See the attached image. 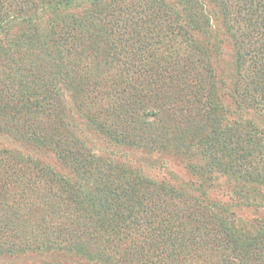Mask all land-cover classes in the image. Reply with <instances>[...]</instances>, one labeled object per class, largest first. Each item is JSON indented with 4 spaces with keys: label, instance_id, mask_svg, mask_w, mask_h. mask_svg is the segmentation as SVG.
Returning <instances> with one entry per match:
<instances>
[{
    "label": "trees",
    "instance_id": "trees-1",
    "mask_svg": "<svg viewBox=\"0 0 264 264\" xmlns=\"http://www.w3.org/2000/svg\"><path fill=\"white\" fill-rule=\"evenodd\" d=\"M0 136L55 162L0 147V260L264 264V0H0Z\"/></svg>",
    "mask_w": 264,
    "mask_h": 264
},
{
    "label": "rangeland",
    "instance_id": "rangeland-1",
    "mask_svg": "<svg viewBox=\"0 0 264 264\" xmlns=\"http://www.w3.org/2000/svg\"><path fill=\"white\" fill-rule=\"evenodd\" d=\"M223 62L225 63V69L228 70L231 66V49L229 50L227 48L225 50ZM91 137L92 136H90V138ZM91 139V146L94 152L102 158H107L108 156L114 157L115 151L118 152L117 147H111L107 143H104L103 141L94 137ZM0 147L14 148L17 149V151L34 155L38 159L42 161L45 160L52 165L55 164L51 156H43L37 154V152L25 149L20 144L14 143L10 139L3 138L1 136ZM118 153H120L118 154L119 156H115V158L119 159L121 162H124L126 165L134 169L136 168L137 170H140L146 177L153 179H167L172 185H175L177 187L185 186L191 179V176L186 172L184 168L185 165L183 161L181 159H177L176 157H172L169 155H159L156 153H145L136 150H124L123 148ZM209 191L211 198L217 199V201L220 202L229 201V197L225 195V193L228 192V186L224 180H216ZM235 210L237 212L236 217L240 219V221L242 222V226H248L246 225L247 223H254L257 218H264V210L255 211L252 208L245 207H241V209L238 210L235 208ZM29 258L30 256L4 259L0 260V264H22V262L25 260L29 261ZM60 259L68 261V259H65L64 257H60Z\"/></svg>",
    "mask_w": 264,
    "mask_h": 264
}]
</instances>
